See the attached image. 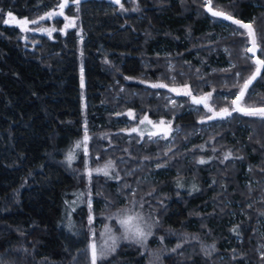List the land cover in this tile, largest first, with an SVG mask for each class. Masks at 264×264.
Listing matches in <instances>:
<instances>
[{"label":"trees","instance_id":"trees-1","mask_svg":"<svg viewBox=\"0 0 264 264\" xmlns=\"http://www.w3.org/2000/svg\"><path fill=\"white\" fill-rule=\"evenodd\" d=\"M59 2L0 0V264H92L94 242L96 264H264V195L256 201L260 189L241 179L247 166L264 176V118L232 111L255 70L247 30L209 14L205 0H130L129 15L82 0L66 10L74 29L30 44L4 22L36 20ZM212 6L251 23L264 49V0ZM157 83L211 93L213 111ZM243 106L264 107V72ZM223 108L231 115L209 119ZM128 111L180 131L132 136ZM239 122L252 126L245 136ZM109 161L107 176L95 171ZM128 216L150 234L133 240L120 223Z\"/></svg>","mask_w":264,"mask_h":264},{"label":"rangeland","instance_id":"rangeland-1","mask_svg":"<svg viewBox=\"0 0 264 264\" xmlns=\"http://www.w3.org/2000/svg\"><path fill=\"white\" fill-rule=\"evenodd\" d=\"M82 0H80V2H81ZM109 2H111L113 5H115V6H117V9H118V12H120L121 14H123V15H129V14H131V13H134L135 12V9H133V10H129L128 8H127V6H126V1H130V0H120V2L119 3H117L116 2V0H108ZM132 1V0H131ZM134 1V0H133ZM61 3H64V0H60V2H59V4H61ZM58 4V5H59ZM58 5L55 7V8H53V9H51V10H49V11H47V12H45L44 14H42L40 17H42V16H45V14L46 13H49V12H60L61 11V9L58 7ZM71 5H77V3H75L74 2V0H67V5H66V7L63 9V13H64V15H62V16H60V15H56V16H53L52 18H50V19H44V20H40L39 21V23L38 24H31V23H29L26 27H27V29L28 30H23V27L21 26V25H19V24H17L15 21H12V22H10V23H6V25H9V26H14V27H17L22 33H23V41L25 42V43H27V44H30L31 42H30V40H29V38L32 36V35H37V36H46V37H48V38H50V39H53V37H54V34L56 33V32H61L62 34H66L67 33V31H69V30H71V29H74L76 26H77V18L76 17H71V16H69V15H67V13H66V10L69 8V6H71ZM12 14V13H11ZM12 17H15V20H25V19H20V18H18L16 15H14V14H12ZM40 17H38L36 20H39V18ZM65 17H67V19H65ZM11 18L8 16V14H7V18H6V20H10ZM59 19H62V24H61V26H57L56 25V21L57 20H59ZM26 20H28V19H26ZM28 21H31V20H28ZM255 21V20H254ZM253 21V22H254ZM69 23H72V24H74V27H65L66 25H68ZM219 25H220V27L222 28V29H224V30H227V31H230L231 29H229V26L226 24V23H223V22H221V23H219ZM37 29H56L55 31H52L51 32V35H49L47 32H44V31H39V30H37ZM235 33H237V32H234V34ZM249 38V37H248ZM32 45V44H31ZM250 47V41H249V45L247 46V48H249ZM223 51L227 54V55H229L230 54V52L228 53L227 52V47H223ZM249 54V53H248ZM229 64L230 65H232V66H235V63H234V61H233V59H230L229 60ZM163 84H165V83H163ZM150 85H152V84H150ZM167 85V84H166ZM166 88H168V89H172V88H175V89H178L179 91H180V93L181 94H177V92H174V91H171L172 92V94H174V96H186V97H188L189 99H191L192 97H195V96H197V95H195L194 93H193V91H192V89L187 85V87L186 86H174V85H172V86H169V85H167V87ZM190 90V92H191V95H184L183 93L185 92V91H189ZM174 101V99H171V102H173ZM207 103H209V101H207ZM192 104V103H191ZM192 106L193 107H198L199 105H197V104H192ZM233 107H234V105H233ZM129 113H131L132 115H129ZM127 117H128V121L129 120H134V121H137V123L132 127V128H127V129H125L124 131H125V133H127V134H130V135H132V136H135V135H137L139 138H141V139H144L145 137H151V138H161V137H164V138H168L170 135H171V133L174 131V133H175V131H180L178 128H175L174 127V130H173V128H171V124H172V122L171 121H166V120H163L165 123H164V125L163 126H160V127H154V125H159V122L161 121V120H159V121H155L154 119H152L149 115H144L142 118H140V119H137L136 120V115H135V113H134V111H128L127 113ZM144 117H147L148 118V120H151L152 122H153V124H148L147 123V121H145L144 123H140V121L141 120H143L144 119ZM259 118H264V117H261V116H258ZM239 124L241 125V127H242V132H241V135L242 136H245V134L246 133H243V132H246V131H248V130H250V129H252V126H251V124H245V123H241V122H239ZM170 127V131H168L167 132V134H166V136H165V133H164V131L162 130V129H168ZM133 128H136V129H138V131H136V132H133L132 131V129ZM203 131V129L202 128H198L197 129V134H199L200 132H202ZM154 132H160V135H157V136H150L149 135V133H154ZM264 135V134H263ZM193 145V144H192ZM244 145H246V143H244ZM243 145V146H244ZM250 170V166H247V168H246V174H243L242 175V177H241V179L243 180L242 181V183L244 184V185H246V186H248V187H251V189H253V190H255V191H257V190H259L260 189V191H261V193L260 192H257V194H255V195H253V196H255V199H256V201L257 200H261L262 199V195H264V176H261V177H251V176H249V174H247L248 173V171ZM260 193V194H259ZM259 194V195H258ZM248 205H251V203L249 202V204ZM239 207H240V210H239V215L242 217V216H246L247 215V212H245V209L244 208H242V206L241 205H239ZM91 221H93V219H94V215H93V213L91 214ZM238 217V215L236 214V215H234L233 216V218L234 219H236ZM258 223H264V220H260ZM263 231V230H262ZM261 234H263V233H261ZM93 244H95V246H96V243L94 242V243H92L91 244V250H92V245ZM258 252H260L261 254H264V244H259V249H258Z\"/></svg>","mask_w":264,"mask_h":264},{"label":"snow or ice","instance_id":"snow-or-ice-1","mask_svg":"<svg viewBox=\"0 0 264 264\" xmlns=\"http://www.w3.org/2000/svg\"><path fill=\"white\" fill-rule=\"evenodd\" d=\"M74 2L78 4L80 2V0H74ZM116 2L119 3L120 0H116ZM66 5H67V0H64V3H61V4L58 5V7L61 9L60 12H49V13H46L45 16L40 17L39 20H32V21H28L26 19L25 20H15V17H12V14L8 13V16L11 19L10 20H5L4 22L5 23H10L12 21H15L17 24H19V25H21L23 27V30H28L26 26L29 23L38 24L40 20L50 19V18H52L53 16H56V15H60V16L64 15L63 9L66 7ZM205 5H206V8H207V11L209 13H211L212 16H214V17H223L225 20H230L232 23L237 24L240 27L247 29V35H248V37L250 39L251 47L246 48L245 51L247 53H252V55L255 56L257 50L260 49V46H259V44L257 42L256 33H255V30L253 29L252 25L251 24H245V23H243L240 20H236L231 15L225 13L224 11H222L220 9H214L213 6H212V0H205ZM65 19H67V17H65ZM65 27L66 28L67 27H74V24L69 23ZM37 30L47 32L49 35H51V32L55 31L56 29H37ZM260 50L264 51V49H260ZM253 63L255 65V70L245 80L244 84L240 87L239 93L236 95V98L232 101V104L234 105V107L232 108V111H239V112H242L245 115H250V116H261V117H264V108L256 109V108H250V107L243 106V101H244V98H245V95H246V93L248 91L249 86L252 84V82L254 80L257 79V77L261 76V70L264 69V59L256 58V59L253 60ZM81 87H83V69H81ZM151 87H153V88H165V87H167V85L163 84V83H157V84H152ZM169 90L177 92V94H181L178 89L172 88V89H169ZM183 94L184 95H191V92L189 90V91H185ZM210 97H211V93H208L204 97H200V98L192 97V99H193V102L196 103V104H202L203 103L204 106L206 108H208V111L212 112L213 109L211 107H209V105L206 102ZM129 115H132V114L129 113ZM229 115H231V112L229 111V109L228 108H223L219 112H216L214 114V116L209 117V119H213V118H216V117H225V116H229ZM145 121H147L148 124H153V122L151 120H148L147 117H144V119L141 120L140 123H144ZM164 123L165 122L163 120H161L159 122V125H154V127L163 126ZM162 130L164 131L165 136H166L167 132L170 131L171 129L169 127L168 129H162ZM132 131L136 132V131H138V129L133 128ZM149 135L150 136H157V135H160V132L149 133ZM88 139H89V137L87 135V128L85 127V136H84L85 145H86ZM77 147H80V144H77ZM85 151H87L86 148H85ZM71 158L72 157L70 155L69 159H71ZM205 162L206 161H204V160H200L199 161V163H205ZM111 165H112V162L109 161V163L105 166V169H96L95 171L97 173L103 172V174L107 176L108 172L106 171V169L108 167H111ZM88 175H89V177H91L92 172L89 171ZM89 207H91L90 202H89ZM134 219H142V218L141 217L128 216L125 219H122L120 221V223H121V225L125 226L126 232L130 233L131 238L133 240L139 241V240H142L143 238H145V236L147 234H150V233L146 234L144 232V230L141 227H139L138 225L135 226V227H131L132 221ZM90 220H91V217H90ZM125 238L126 239L129 238V236L126 235ZM179 246L180 245H177V247H179ZM96 260H97L96 246H95V244H93L92 245V264H96Z\"/></svg>","mask_w":264,"mask_h":264},{"label":"water","instance_id":"water-1","mask_svg":"<svg viewBox=\"0 0 264 264\" xmlns=\"http://www.w3.org/2000/svg\"><path fill=\"white\" fill-rule=\"evenodd\" d=\"M206 10H207V8H206ZM208 12V11H207ZM209 13V12H208ZM209 14H211V13H209ZM233 17V16H232ZM218 18H221V19H223L224 21H227V22H230V23H232L230 20H225L223 17H218ZM234 19H236V20H240V19H238V18H236V17H233ZM240 21H242V20H240ZM243 23H245V24H251V23H249V22H244V21H242ZM237 25V24H236ZM252 25V24H251ZM252 27H253V25H252ZM245 29V28H244ZM253 29H254V27H253ZM247 30V29H246ZM255 30V29H254ZM256 33V32H255ZM257 38V37H256ZM249 41H250V39H249ZM250 47H251V43H250ZM249 55L253 58V60L254 59H256V58H260L259 57V49L257 50V52H256V54H255V56H253L252 55V53H249ZM263 72H264V69H262L261 70V75L263 74ZM259 79V77H257V79L256 80H254L253 82H252V84L249 86V88H248V91L250 90V88L253 86V84L257 81ZM248 91H247V93H248ZM247 93H246V95H247ZM246 95H245V97H246ZM256 109H260V108H258V107H255ZM262 108H264V107H262ZM239 112V111H238ZM240 113H242V112H240Z\"/></svg>","mask_w":264,"mask_h":264}]
</instances>
